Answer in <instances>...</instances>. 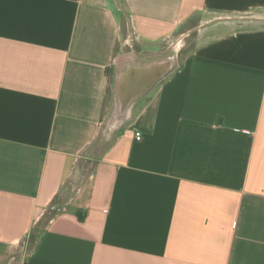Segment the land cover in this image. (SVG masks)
I'll list each match as a JSON object with an SVG mask.
<instances>
[{"label":"crops","instance_id":"0c3cea01","mask_svg":"<svg viewBox=\"0 0 264 264\" xmlns=\"http://www.w3.org/2000/svg\"><path fill=\"white\" fill-rule=\"evenodd\" d=\"M0 264H264V0H0Z\"/></svg>","mask_w":264,"mask_h":264},{"label":"rangeland","instance_id":"374dc122","mask_svg":"<svg viewBox=\"0 0 264 264\" xmlns=\"http://www.w3.org/2000/svg\"><path fill=\"white\" fill-rule=\"evenodd\" d=\"M131 41V40H130ZM181 46H182V44H180L179 45V49L177 48V53L175 52V54L174 53H172V54H167V55H171V56H173V58H174V60H182L184 57H185V53H186V51H184L183 53H179L178 54V51L180 50V48H181ZM176 54H178L177 56H176ZM73 185H77L76 183L75 184H73ZM72 191H73V187H72V189L67 193V195H66V198H64L63 196V198H64V201H65V199L67 200L68 199V197H70L71 196V194H72ZM59 205H62L61 203H58ZM60 208H61V206H59ZM53 212V210L52 209H49V211L46 213V215H45V218H44V224L45 223H47L48 221H49V219L51 218V213ZM43 228H42V222H40V223H38L37 224V226H36V228H35V230L33 231V233H31V235H30V238H31V241H33L34 240V237H35V234H36V232L38 231H41ZM31 246V245H30ZM28 249H29V247H28Z\"/></svg>","mask_w":264,"mask_h":264},{"label":"water","instance_id":"95a60500","mask_svg":"<svg viewBox=\"0 0 264 264\" xmlns=\"http://www.w3.org/2000/svg\"><path fill=\"white\" fill-rule=\"evenodd\" d=\"M168 62L167 63L165 62L164 64L159 65L157 72L153 75V77L149 81V85L146 88H144L141 92L135 93L133 97L131 98V102L135 100L136 98H138L141 94L146 92L152 86L153 83H155L159 78H161L167 73V71L170 68Z\"/></svg>","mask_w":264,"mask_h":264},{"label":"trees","instance_id":"16d2710c","mask_svg":"<svg viewBox=\"0 0 264 264\" xmlns=\"http://www.w3.org/2000/svg\"><path fill=\"white\" fill-rule=\"evenodd\" d=\"M58 208H56L55 210H53V212L51 213V217L55 216V214L57 213Z\"/></svg>","mask_w":264,"mask_h":264},{"label":"built area","instance_id":"2783aa9c","mask_svg":"<svg viewBox=\"0 0 264 264\" xmlns=\"http://www.w3.org/2000/svg\"><path fill=\"white\" fill-rule=\"evenodd\" d=\"M141 139V136L139 133H136V140L139 141Z\"/></svg>","mask_w":264,"mask_h":264}]
</instances>
